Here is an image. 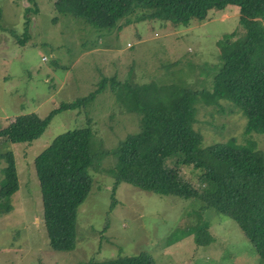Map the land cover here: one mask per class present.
<instances>
[{
	"label": "rangeland",
	"instance_id": "374dc122",
	"mask_svg": "<svg viewBox=\"0 0 264 264\" xmlns=\"http://www.w3.org/2000/svg\"><path fill=\"white\" fill-rule=\"evenodd\" d=\"M33 3L36 11L28 0H0V129L30 111L45 117L60 102L87 95L103 77L174 82L209 93L221 65L219 42L233 33L244 34L236 5L174 29L160 21L133 23L128 14L117 23L119 31L92 29L57 12L53 0ZM195 105L193 127L203 134V148L234 138L238 143L255 141L264 154L263 135L245 132L246 118L232 102H207L201 95ZM87 117L94 134L92 152L93 143L97 150H110L141 129V115L127 110L105 88L86 106L56 111L31 143L9 144L20 189L12 197L14 210L0 215V264H94L142 252L155 264H259L238 225L199 199L156 194L123 182L110 211L113 179L104 170L114 163L111 155L89 170L92 183L78 207L76 247L53 250L43 223L34 158L55 136L86 126ZM174 160L171 156L166 164ZM182 172L199 187V174L189 167Z\"/></svg>",
	"mask_w": 264,
	"mask_h": 264
},
{
	"label": "trees",
	"instance_id": "16d2710c",
	"mask_svg": "<svg viewBox=\"0 0 264 264\" xmlns=\"http://www.w3.org/2000/svg\"><path fill=\"white\" fill-rule=\"evenodd\" d=\"M36 4L33 0H28ZM28 6L26 12H28ZM229 5L239 8L243 36L232 34L220 42L221 65L209 93L180 83H136L103 77L87 95L63 101L45 117L35 111L15 117L0 129V215L14 210L13 195L20 189L17 159L12 143L39 138L58 110L89 104L97 92L108 88L129 111L141 115V129L128 134L114 148L91 150L93 130L87 125L55 136L34 158L39 181L43 223L49 246L71 251L77 242V211L91 188L90 169L111 155L113 165L104 171L113 179L110 211L115 192L126 182L156 194L194 198L205 207L233 220L254 246L264 264V154L253 140L234 138L203 148V134L196 122V101L225 99L246 118L245 132L264 137V0H53L54 9L83 20L96 30H112L126 15L131 22L160 21L171 28L203 22L212 10ZM2 16L0 9V18ZM26 27L30 25L26 20ZM120 103V102H119ZM174 156L172 165L166 159ZM194 170L195 187L182 172ZM94 264H155L148 252L121 255Z\"/></svg>",
	"mask_w": 264,
	"mask_h": 264
}]
</instances>
